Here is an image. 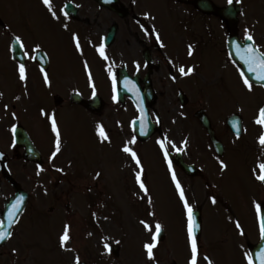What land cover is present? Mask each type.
I'll list each match as a JSON object with an SVG mask.
<instances>
[{
	"label": "flooded vegetation",
	"instance_id": "af4514ba",
	"mask_svg": "<svg viewBox=\"0 0 264 264\" xmlns=\"http://www.w3.org/2000/svg\"><path fill=\"white\" fill-rule=\"evenodd\" d=\"M66 2L76 8V20L62 12ZM106 3L107 6H102L97 0H53L52 8L61 13L73 29L83 32L87 29L81 25L89 23L84 8L87 6L96 12L100 19L99 31H96L99 33L93 36V44L97 50L103 44L108 57L103 60L108 97L90 84H66L61 63L55 65L60 46L50 42L49 26L45 28L48 30L45 39H39L34 27L16 22L17 14L13 9L6 15L0 11V213L15 195L25 198L20 217L27 214L36 198H49L54 202L70 196L74 200L75 190L82 181L81 165L92 166L91 177L96 182L85 190V202L97 200L98 181L109 172L101 163L116 168L122 181L117 185L121 194L128 184L126 177H130V156L121 149L135 136L132 121L137 116V102L147 112L148 131L152 133L146 141L136 138V143L130 146L139 154L149 146L153 147L161 169L167 173H170L168 164L157 143L158 138L167 136L177 147L184 149L177 153L169 146L177 178L183 188L190 191L191 206L200 219V233L198 229L195 232V236L199 233L196 236L198 264H207L205 255L213 264H224V251L220 245L226 239L224 225L218 230L207 228V220L223 216L222 211L230 219L249 217V214L245 216L231 209L235 207L234 202L241 200L252 201L254 207L261 203L260 215L257 211L254 215L258 223L260 217H264V183L253 173L256 169L259 174L257 165L264 162V146L258 142L264 126L255 122L259 109L264 107V82L251 81L253 88L248 90L241 76L242 60L238 58L234 62L227 50L230 29L226 21L196 7L192 0H106ZM240 16L237 15L231 28L235 44L241 45L238 51L242 52L245 31L239 24ZM257 27L263 29L261 34L264 35V24ZM87 31L92 35L95 33ZM157 32L160 40L156 39ZM257 33L253 35V43L264 51V40L259 39ZM15 36L21 37L24 49L19 48ZM12 45L21 60L13 56ZM36 45L48 59V67L43 70L49 74V84L44 83L42 67L30 58L36 53L33 51ZM189 45L193 48L191 56L188 55ZM18 63L26 65V81L19 79ZM181 65L186 69L193 67L194 72L189 76L179 75L177 68ZM109 67L116 76V89L120 88L123 94L120 101L112 99ZM173 76L177 78L173 80ZM126 80L131 82L128 88L125 87ZM74 93L82 100L74 102ZM96 95L102 98L100 112L91 111L86 105ZM41 109L47 115H42ZM73 110L75 112H69ZM76 112H81L86 120L96 122V126L103 124L109 141L93 143L98 137L96 127L88 138L77 141L75 128L69 127V121L63 119L64 115ZM52 115H55L58 127L59 124L62 127L61 151L55 157H52L55 133L48 118ZM234 122L239 125V136ZM185 139L187 145L182 143ZM89 154L102 155L103 160L89 158ZM217 157L228 165L226 170L221 171ZM110 171L111 175L115 173ZM97 172L102 173L98 179L94 178ZM57 189L59 197L54 193ZM197 197L202 199L201 203ZM212 197L216 198L215 204ZM64 204L68 207L70 202ZM52 209L48 207V210ZM60 215L68 217L69 213L65 209ZM157 221L162 226L157 253L165 244L166 252L177 264H188L191 257L189 239L174 240L169 222L163 216H157ZM239 230L244 232L247 226H240ZM218 233H223V237L218 238ZM174 259L169 264H176Z\"/></svg>",
	"mask_w": 264,
	"mask_h": 264
},
{
	"label": "rangeland",
	"instance_id": "374dc122",
	"mask_svg": "<svg viewBox=\"0 0 264 264\" xmlns=\"http://www.w3.org/2000/svg\"><path fill=\"white\" fill-rule=\"evenodd\" d=\"M239 4L242 9L240 26L244 31L248 29L252 35L258 32V38L264 40V35L261 34L263 29L259 30L255 25L257 21L264 24V0H239ZM12 9L17 14L16 22L28 23L34 27L35 36L39 39H45L48 32L45 28L49 26L50 42L60 46L58 61H55V65L57 62L61 63L67 85L90 84L108 97L107 71L103 61L105 59L93 44V36L96 37V33H99L96 31H99L98 22L100 21L94 10L88 9L87 6L84 8V16L89 18V23L81 25V28L85 27L95 32L92 35L87 30L83 32L73 29V26L67 23L55 9L53 10L56 16L53 17L48 7L43 4V0H0L2 14L6 15ZM74 33L80 40V50L75 47ZM89 73H91V81ZM69 112H75V110ZM63 119L69 121V127L75 128L74 135L77 141L88 138L96 127V122L86 120L81 112L66 114ZM59 125L62 129L61 124ZM98 141V137H95L93 143ZM143 153L141 154L144 167L142 179L150 190L152 204L148 203L147 197L140 198L143 193L136 186L133 172L137 169L131 166L134 164L131 160L128 170L130 177L125 179V182H128L125 185L127 188L124 187L121 194L118 193L117 185H120L122 181L116 174V168L101 163L109 172L98 181L97 200H92L86 205L85 190L96 185V182L91 177L92 166L81 165L82 181L75 190L76 198L71 200L70 196H67L66 199L54 202L49 198H36L27 214L13 229V235L3 246L0 264H76L77 256L80 261L87 264H169L174 258L166 252L165 244L160 253L154 249L156 257L154 261L148 260L143 244L146 241L151 242V234L144 230L139 221L147 220L153 225L154 231L156 216H163L169 222L172 238L176 241L177 239L187 240L186 210L176 191L171 174L161 169L159 157L154 148L149 146ZM87 157H96L98 161L103 160V156L97 154L95 156L89 154ZM111 169L115 172L113 175H111ZM184 191L191 205L190 191L187 188H184ZM54 193L56 197H59L58 189L54 190ZM197 198L201 203L202 199ZM68 201L70 205L66 207L64 203ZM62 203L64 206L61 205ZM233 205L235 207L231 209L235 212H241L245 216L249 214L247 217L249 220L246 217L233 218V220L222 211L223 216H213L212 219L207 220L206 225L207 228L213 227L215 230L224 225L226 239L220 243L224 251V264H248L245 256V253L249 251L248 245L256 242L260 235L257 216L254 215L256 209L252 201L241 200L234 202ZM48 207L53 209L50 211ZM65 209L69 213V218L60 215ZM152 212L155 216L150 215ZM93 213L96 215L93 216ZM71 214L73 216H70ZM237 223L244 228L247 226V230L240 231L236 226ZM65 224L72 226L70 240L66 242L65 248H61L60 236ZM222 235L223 233H218L217 237L221 238ZM116 241L120 243H118V253L114 255L108 252L104 245L105 243L117 244ZM13 249L16 251L13 252ZM172 250H176L174 246ZM174 261L177 264L175 259Z\"/></svg>",
	"mask_w": 264,
	"mask_h": 264
},
{
	"label": "snow or ice",
	"instance_id": "6c2138e0",
	"mask_svg": "<svg viewBox=\"0 0 264 264\" xmlns=\"http://www.w3.org/2000/svg\"><path fill=\"white\" fill-rule=\"evenodd\" d=\"M233 2H234V0H228L229 4H232ZM43 4L48 7L52 16L55 17L56 12L52 8V0H43ZM64 15L67 16L68 13L64 12ZM148 15H149L148 13H145V17H148ZM65 27H67V25H65ZM141 27H143V25H141ZM152 31H155V29H153ZM245 37L248 41H253V39H254L253 36L251 35V33L248 31V29H245ZM14 39H15V42L20 46V48L24 49L25 45H24V42L21 39V37L15 36ZM156 39L160 40V35L158 32L156 33ZM73 40L75 42L76 49L80 50L81 49L80 40L75 33L73 34ZM240 47H241V45L239 43L235 44V48L237 50H239ZM39 48H40V46L36 45L35 48L33 49V51L37 52V51H39ZM98 51H99L100 55L102 57H104L105 60L108 59V57L104 51V45L103 44L99 45ZM24 55H25V57H28L27 52H24ZM188 55L189 56L193 55L192 45L188 46ZM237 55L239 56V58L241 60L244 61V64L247 66V71L249 73H252L255 76V79L257 81L264 82V51H261L254 44H248V45L244 46V52L240 53L239 51H237ZM30 58L33 60L38 59V57L36 55H32ZM85 67L87 68V64L85 65ZM17 71L19 74V79L21 81H26L27 80V69H26L25 63H18ZM41 71L43 72L44 83L49 84L50 83L49 74L46 71H44L43 68L41 69ZM108 71H109V75L112 78V83H113V97H112V99L116 100L117 99L116 76L112 72L111 67L108 68ZM177 71H178L179 75H181V76H189L190 74H192L194 72V68L188 67L186 69L185 66L181 65L177 68ZM241 76L243 78L244 85L248 88L249 91H251L253 88V84L251 83L249 77L244 75L243 72H241ZM176 78H177L176 76L172 77L173 80H175ZM89 80L91 81V73H89ZM129 83H131V82L126 80V82H125L126 88H128ZM129 91H131V88H129ZM0 95H2V93H0ZM93 95H95V92H93ZM4 107L7 108L8 105H5ZM41 114L47 115L45 113L44 109H41ZM13 115H15V114H13ZM48 118L51 120V128H52V131L55 133V150L52 152V157H55L61 151V145L63 142L62 141V134H61L60 128L58 127L55 115H52ZM138 121L140 122V126H139L140 134L146 136L148 134V122H147L146 118L142 116V117L138 118ZM157 122H159V120H157ZM255 122L259 125L264 126V107H261L259 109V115H258V118L256 119ZM136 123H137V121H133V126H135ZM233 127L237 130V136H239V125L234 122ZM13 129H15V126H13ZM96 134H97L101 143L108 142L110 139L109 134L105 130V127L103 124H100V123L97 124ZM258 142L260 145L264 146V132H262L261 135L259 136ZM135 143H136V136H133L132 140L130 142H126L121 150L124 153L128 154L131 157V160L134 161L135 165L137 166L138 170L135 172V179H136V183L139 185V189L143 193V195L140 198L143 199L144 197H147L148 203L152 204L153 200H152V197L150 195V190L146 186L144 180L142 179V176L144 173V167L142 164L141 157L133 149V147L130 146V145H134ZM157 143H158L161 151L163 152L164 159L166 160V162L168 164L169 172L171 173L172 181L175 184L176 191L179 195L180 200L183 202L184 208L186 210L188 239H189V243L191 246V257L189 259L188 264H198L199 249H198V245H197L195 232L200 227V225L196 222L194 210H193L192 206L189 204L188 199L185 195L184 188L181 185L179 179L177 178L176 171L173 168L172 160L170 159L169 146H171V148L174 149L177 153L182 152L184 149L177 147L173 141H171L167 138V136H165L163 139L158 138ZM182 143L184 145H187L188 140L185 139ZM217 159L219 161L221 171L226 170L228 165L225 163V161L220 159L219 157H217ZM257 167L259 169V174H256V169H253V173L255 174V177L258 181L264 183V162L259 163L257 165ZM60 171H63V170L60 169ZM101 175H102V173L97 172L95 174L94 178L98 179ZM22 203H23V197H17L16 201L10 206L8 213H7L8 228H3L4 221L0 220V242L5 241L7 238H10L13 235V233L9 229H11L12 225L17 222V217L21 211ZM212 203L213 204L216 203L215 197H212ZM255 207H256L257 215L259 216L260 212H261L262 204L257 203L255 205ZM95 215L96 214L93 213V216H95ZM150 215L155 216V213L152 212V213H150ZM105 219H107V217H105ZM139 223L143 226L145 231H147L151 234V242L146 241L143 244V248L146 252L148 260L154 261L156 259L154 249H156L158 246V237L160 236V233L162 231V226L157 221L155 224V230L153 231V225L150 224L147 220L142 219L139 221ZM236 226H237V228H239L240 227L239 223H237ZM260 233H261V237L264 238V218H261V220H260ZM69 240H70V225L65 224L63 233L60 236L61 248H65L66 242ZM116 243L118 244V243H120V241H116ZM104 247L108 252L112 251L110 243H105ZM12 251L15 252L16 249H13ZM245 256H246V259L248 261V264H254L252 254L245 253ZM257 256L259 259V264H264V248H261V250L257 254ZM204 259L207 261V264H213L212 260L208 256L205 255ZM76 264H80V260H79L78 256L76 257Z\"/></svg>",
	"mask_w": 264,
	"mask_h": 264
},
{
	"label": "water",
	"instance_id": "95a60500",
	"mask_svg": "<svg viewBox=\"0 0 264 264\" xmlns=\"http://www.w3.org/2000/svg\"><path fill=\"white\" fill-rule=\"evenodd\" d=\"M195 3L198 5V6H201V5H203V1H201V0H196L195 1ZM207 4H208V2H207ZM210 5L212 6V4L210 3ZM211 11H214V12H217V13H219L220 15H223V16H225L226 14H227V21L230 23V19H229V17L232 15H234L235 13H236V9L235 10H232V13H229L230 11L229 10H226V9H214V8H211ZM73 100L75 101V102H77V101H79V99L78 98H73ZM99 103H100V99H98V98H96L91 104H89L90 105V107L94 110V109H97V105H99ZM141 110V109H140ZM142 112V111H141ZM14 203V201H12L11 202V200H10V204L7 206L8 207V209H7V213H8V210H9V208H10V206L12 205ZM4 224H3V228H8V221H7V219L4 217ZM10 230V229H9ZM0 243H4V241L3 242H0ZM262 245H264V238H263V241H262V243H261Z\"/></svg>",
	"mask_w": 264,
	"mask_h": 264
}]
</instances>
